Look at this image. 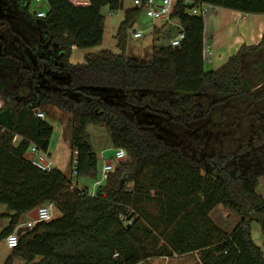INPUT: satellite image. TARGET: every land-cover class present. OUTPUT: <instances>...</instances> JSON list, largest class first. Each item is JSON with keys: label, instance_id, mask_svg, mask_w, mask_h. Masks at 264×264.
Returning a JSON list of instances; mask_svg holds the SVG:
<instances>
[{"label": "trees", "instance_id": "16d2710c", "mask_svg": "<svg viewBox=\"0 0 264 264\" xmlns=\"http://www.w3.org/2000/svg\"><path fill=\"white\" fill-rule=\"evenodd\" d=\"M46 1L39 17L32 0H0V204L11 212L0 242L40 206L58 215L23 231L4 264H141L194 252L203 264H264L251 235L259 222L264 236V34L205 70V17L190 12L208 4L264 14V0H175L171 20L185 37L149 59L126 53L142 7ZM105 6L125 10L118 51L91 50L105 37ZM74 46L84 62H71ZM56 110L69 116L78 177L97 176L91 124L127 153L94 194L27 156L33 144L48 151ZM219 205L240 217L230 232L212 217Z\"/></svg>", "mask_w": 264, "mask_h": 264}, {"label": "rangeland", "instance_id": "374dc122", "mask_svg": "<svg viewBox=\"0 0 264 264\" xmlns=\"http://www.w3.org/2000/svg\"><path fill=\"white\" fill-rule=\"evenodd\" d=\"M125 7L127 9L132 8L134 5L133 0H124ZM44 9L45 11L49 10V5L47 1L44 2H37L32 1L31 3V10H41ZM103 14L105 15L106 21V31L103 43L100 46L91 48V50H95L96 48H109L115 49L116 48V39L115 34L119 24L124 19V12L125 10H118V11H111L109 7L105 6L102 9ZM172 21V22H171ZM170 22H162L161 25H156V22H153L145 13V11H141L138 14L137 24L134 28H131L128 32V45H127V56H134L141 59H149V55L151 54L154 47L159 46H168L171 44V39L174 35L177 34L176 32V25L178 24L177 20H171ZM153 22V24H152ZM150 24L154 25L153 27L160 28L159 30L163 31L164 33L161 34H152L151 31L148 29ZM167 25H169L167 27ZM167 27V28H166ZM134 29L142 30L143 35L142 37H135L134 36ZM171 30V31H170ZM171 33H170V32ZM170 34H169V33ZM176 33V34H175ZM84 50L78 49L73 55V61H80L83 58ZM208 53L205 50L204 57L206 58ZM205 61V70L210 69V66ZM2 97L0 96V103ZM57 118L62 117V124L64 129V136L65 138H70V129L68 118L69 116L65 113H62L60 110H56L54 114ZM52 125L54 126V133L51 138V146L50 152L52 160L54 161L55 165L61 170L68 174L72 172L74 169V164L71 161L72 153L69 145H67L66 141L62 137V132L59 128V125L52 121ZM88 140L93 147V149L98 153V166H97V176L96 177H76L73 176V182L77 180L80 181V187H84V184L90 187V189L94 188V184L98 180H102V169L105 165V159L111 160L113 166L116 167L118 164V160L116 159V148L112 147L111 139L108 129L105 126L99 125H89L88 126ZM104 151L102 154L101 152ZM28 156H31L30 151L27 152ZM257 191L259 193L264 194V176L260 179V183L257 187ZM8 207L5 204H0V232L4 229L9 223V216L10 214ZM58 215L57 211L54 210V215ZM212 217L215 222L225 231L230 232L234 229V227L240 221L239 215H237L234 211L225 208L222 205L217 206L213 212ZM27 219L26 216H23V220ZM7 227V226H6ZM13 232V231H12ZM10 233V232H8ZM6 235L3 237V241H5ZM251 235L252 239L257 246H259L262 250H264V236L261 230V226L259 222H253L251 224ZM2 248V247H1ZM2 254L0 250V264H4L1 260ZM24 260L20 257H14L13 264H22ZM141 264H203L200 259V254L198 252L188 253L183 255H167V256H153L148 258L146 261L142 262Z\"/></svg>", "mask_w": 264, "mask_h": 264}, {"label": "crops", "instance_id": "0c3cea01", "mask_svg": "<svg viewBox=\"0 0 264 264\" xmlns=\"http://www.w3.org/2000/svg\"><path fill=\"white\" fill-rule=\"evenodd\" d=\"M205 17V41H206V55L205 61L209 64L210 69H215L225 63L230 56L234 55L238 52L240 47L243 45H256L258 44L264 34V14L262 13H247L241 12L238 10L226 8V7H219L213 5H207V10L204 13ZM153 24V22H152ZM150 24L149 30L152 34H161L160 28L153 27L154 25ZM156 25H161L160 23L156 22ZM169 25H167L168 27ZM166 27V28H167ZM101 48L98 47L92 51H99ZM78 50L76 46L73 47L72 55ZM118 51L117 48L113 49ZM85 54V53H84ZM72 63H80L84 62V55L80 61H73L71 56ZM208 69V70H210ZM4 106V100L1 99L0 108ZM52 122V121H51ZM54 123L59 125V128L62 132V137L66 141L67 145L70 147V138H65L64 136V129L62 121L55 120ZM21 137L16 136V140L18 141ZM49 145L48 152L51 155ZM102 154L104 151L101 152ZM28 156V155H27ZM29 158L32 157L28 156ZM52 158V157H51ZM112 163L111 160L105 159V164ZM56 166V165H55ZM105 166V165H104ZM57 167V166H56ZM58 168V167H57ZM64 172V171H62ZM65 174L69 175L68 173L64 172ZM98 181L94 184V188L90 189L89 186L84 184V187H80V181H76L78 187L80 188H88L90 194L96 192L98 188ZM264 196L263 193H260ZM27 219L22 218L21 224L15 229L18 230L19 227L25 226L29 220V214L25 215ZM10 223V219H9ZM9 223L6 225L8 226ZM5 226V227H6ZM3 227V228H5ZM2 247V248H1ZM0 250H1V260L4 262L7 257L11 254V249H9L5 243V241L0 242Z\"/></svg>", "mask_w": 264, "mask_h": 264}, {"label": "built area", "instance_id": "2783aa9c", "mask_svg": "<svg viewBox=\"0 0 264 264\" xmlns=\"http://www.w3.org/2000/svg\"><path fill=\"white\" fill-rule=\"evenodd\" d=\"M37 2H44L45 0H32ZM76 5H88L89 2L87 0H70ZM134 6H139L143 8V11H145L146 15L153 21V22H170L171 21V13L173 10L174 2L175 0H146L145 2L142 0H133ZM208 4H200L194 7L190 12L192 14H204L207 10ZM37 15L39 17H45L46 12L44 10H40L37 12ZM172 22V21H171ZM180 28V25L177 24ZM143 31L134 29V36L135 37H142ZM185 33L179 29L177 34L171 39V44L173 46H178L182 39H184ZM38 116L41 118H45L44 113H38ZM16 139V138H15ZM30 153L32 157L30 158L32 160L33 165H35L37 168H39L42 171L45 172H51L56 166L54 161L51 158V155L48 151L40 149L37 145L33 144L30 148ZM127 156V153L125 149L118 148L116 149V159H125ZM76 160L74 163L76 164ZM114 170L113 163L105 164V166L102 169V180H98L97 184H102L107 178L108 175ZM73 176L78 177V171L76 169H73L72 172L69 174V177L71 178V188H74L75 185H77L75 182H73ZM94 194V193H93ZM38 220L30 219L29 222L25 225L26 227L30 228L32 227L36 222L39 221H49L54 217V205L52 203L43 205L38 207ZM19 237L20 234H18V230L10 233L5 238V243L9 249L15 248L19 243Z\"/></svg>", "mask_w": 264, "mask_h": 264}, {"label": "water", "instance_id": "95a60500", "mask_svg": "<svg viewBox=\"0 0 264 264\" xmlns=\"http://www.w3.org/2000/svg\"><path fill=\"white\" fill-rule=\"evenodd\" d=\"M34 14H37V11L36 10L34 11ZM124 160L125 159H120V160H118V162H121V161H124ZM29 217L31 219H33V220H38L39 219V217H38V208H36L33 212H31L29 214ZM26 230H28V227H23L20 230H18V234H21L23 231H26Z\"/></svg>", "mask_w": 264, "mask_h": 264}]
</instances>
